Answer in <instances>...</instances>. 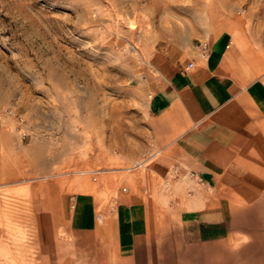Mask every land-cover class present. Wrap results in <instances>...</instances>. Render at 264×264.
Instances as JSON below:
<instances>
[{"label":"rangeland","instance_id":"obj_1","mask_svg":"<svg viewBox=\"0 0 264 264\" xmlns=\"http://www.w3.org/2000/svg\"><path fill=\"white\" fill-rule=\"evenodd\" d=\"M205 1L0 0V111L31 128L32 145L24 174L0 184V264H264V195L228 197L240 208L231 227L198 237L175 226L169 201L213 195L152 168L149 52L188 46ZM74 183L103 226L121 188L137 183L148 210L128 257L93 259L55 220L39 226V192L53 201Z\"/></svg>","mask_w":264,"mask_h":264},{"label":"crops","instance_id":"obj_2","mask_svg":"<svg viewBox=\"0 0 264 264\" xmlns=\"http://www.w3.org/2000/svg\"><path fill=\"white\" fill-rule=\"evenodd\" d=\"M192 38L184 48L168 42L149 52L153 75L147 80L145 114L152 168L172 176L193 171L203 188L211 189L213 198L169 201L175 226L200 237L231 227L240 208L228 197L246 201L264 195V0L245 7L239 0H206ZM198 43L204 45L203 56ZM189 61L193 66L185 69ZM30 132L0 111V184L26 171ZM135 189L137 183H131L115 197L104 226L93 195L80 184L59 186L53 201L40 191L39 226L48 228V220H55L80 248L95 249L93 259L121 260L132 253L148 210Z\"/></svg>","mask_w":264,"mask_h":264},{"label":"built area","instance_id":"obj_3","mask_svg":"<svg viewBox=\"0 0 264 264\" xmlns=\"http://www.w3.org/2000/svg\"><path fill=\"white\" fill-rule=\"evenodd\" d=\"M198 47H199V55L203 56L204 55V45H202L201 43H198ZM192 66H193V63L191 61H189V62H187L186 66H185V69L191 68ZM21 135L23 136L24 133H21ZM184 175H186L189 179L194 181L196 185H199L200 187L203 188V182L196 175V173H194L193 171H185ZM205 190H206L207 193H209V194L211 193V189L210 188L205 187ZM121 191H125V187H122Z\"/></svg>","mask_w":264,"mask_h":264}]
</instances>
